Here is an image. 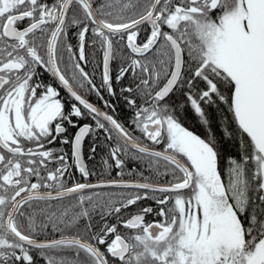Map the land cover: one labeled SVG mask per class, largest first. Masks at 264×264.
<instances>
[{"label":"snow or ice","instance_id":"6c2138e0","mask_svg":"<svg viewBox=\"0 0 264 264\" xmlns=\"http://www.w3.org/2000/svg\"><path fill=\"white\" fill-rule=\"evenodd\" d=\"M0 264H264V0H0Z\"/></svg>","mask_w":264,"mask_h":264},{"label":"flooded vegetation","instance_id":"af4514ba","mask_svg":"<svg viewBox=\"0 0 264 264\" xmlns=\"http://www.w3.org/2000/svg\"><path fill=\"white\" fill-rule=\"evenodd\" d=\"M62 96H67V94L66 93H62ZM91 99L93 100V101H95V97L93 96V97H91ZM117 115L118 116H120L122 119L124 118V116H126L127 115V110L126 109H124V108H122L121 106H117ZM187 124H188V126L190 127V128H192V129H194L192 126H193V124L191 123V120L189 119L188 121H187ZM195 130V129H194ZM203 131V130H202ZM136 135H139V133H136ZM116 175V173L115 172H113L112 173V176H115ZM79 177L77 176V179H78ZM124 179H132V177H128V176H125L124 177ZM93 180H95V177H93ZM149 219H151V217H149Z\"/></svg>","mask_w":264,"mask_h":264},{"label":"trees","instance_id":"16d2710c","mask_svg":"<svg viewBox=\"0 0 264 264\" xmlns=\"http://www.w3.org/2000/svg\"><path fill=\"white\" fill-rule=\"evenodd\" d=\"M190 120H191V119H190ZM191 123L193 124L192 127H193L197 132H202V129H200V128L196 125V123H195L194 120H191ZM228 151L235 153V151H236L235 146H234V145H229V146H228ZM134 166H135V164H134L133 162L130 161V162L128 163V167H129V168L134 167ZM68 255H71V253L69 252Z\"/></svg>","mask_w":264,"mask_h":264},{"label":"water","instance_id":"95a60500","mask_svg":"<svg viewBox=\"0 0 264 264\" xmlns=\"http://www.w3.org/2000/svg\"><path fill=\"white\" fill-rule=\"evenodd\" d=\"M127 180V179H126Z\"/></svg>","mask_w":264,"mask_h":264}]
</instances>
